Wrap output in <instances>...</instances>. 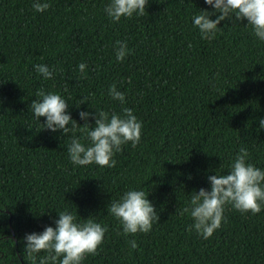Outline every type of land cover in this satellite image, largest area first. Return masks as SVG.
I'll return each instance as SVG.
<instances>
[{"label": "trees", "instance_id": "trees-1", "mask_svg": "<svg viewBox=\"0 0 264 264\" xmlns=\"http://www.w3.org/2000/svg\"><path fill=\"white\" fill-rule=\"evenodd\" d=\"M106 3L51 0L37 13L31 0H0V260L29 264L21 238L68 208L108 226L83 264H264V206L256 214L225 206L226 220L207 240L180 214L193 190L209 188L208 175L227 174L240 148L264 168V131L257 133L264 42L246 20L221 21L211 40L202 39L191 17L211 10L204 0H149L144 15L119 22L104 14ZM118 40L131 49L121 61ZM82 61L84 74L76 68ZM36 63L55 66L53 78L37 74ZM113 83L125 93L123 106L107 95ZM38 89L63 95L79 124L81 110L133 108L143 123L140 142L122 146L114 167L73 166L66 137L41 130L29 112ZM82 97H90V108L76 105ZM138 186L159 220L148 233L124 236L107 205Z\"/></svg>", "mask_w": 264, "mask_h": 264}, {"label": "clouds", "instance_id": "clouds-1", "mask_svg": "<svg viewBox=\"0 0 264 264\" xmlns=\"http://www.w3.org/2000/svg\"><path fill=\"white\" fill-rule=\"evenodd\" d=\"M149 0H107L103 7L104 14L113 22L122 18L142 16L146 12ZM209 8H199L193 13L191 23L202 39L211 40L221 28V21L246 20L251 34L258 42H264V0H204ZM51 0H31L32 9L39 13L48 10ZM212 17H215L214 19ZM114 49L115 59L123 60L131 53L127 42L118 40ZM34 71L44 80L53 78L55 66L45 63L32 65ZM79 73L84 74L87 63L76 65ZM107 95L122 106L126 103L125 93L118 90L115 83L108 86ZM36 99L29 107L31 116L42 125L41 130L59 132L66 137L67 157L73 166L114 167L115 155L122 151V146L131 144L133 148L142 136V121L134 114V109L122 107L121 112H108L102 108H90V97L79 99L77 106L88 102L92 111H79V118L85 123L79 124L68 111L69 102L59 92L38 89ZM44 117V121H40ZM94 124L89 123V118ZM257 133L264 131V117L258 118ZM80 133L77 135V133ZM222 167V165L220 166ZM227 174L217 171L208 175L209 188L193 190L180 214H187L192 223L190 230L207 240L226 220L225 206L241 213L256 214L264 206V168L258 167L248 158L243 147L231 158ZM5 207H0V216ZM107 213L120 226L124 236L136 233H148L159 220L154 204L148 199L143 187H129L118 199H111ZM54 225V226H53ZM108 226L93 219L81 218L75 211L64 208L57 212L52 224L45 225L42 231L25 233L21 238V255L29 264H83L87 255H95L102 244ZM2 237V233H0ZM132 249L137 248L135 239L128 241ZM19 262V261H18ZM0 264L3 261L0 260Z\"/></svg>", "mask_w": 264, "mask_h": 264}, {"label": "water", "instance_id": "water-1", "mask_svg": "<svg viewBox=\"0 0 264 264\" xmlns=\"http://www.w3.org/2000/svg\"><path fill=\"white\" fill-rule=\"evenodd\" d=\"M12 235L14 236V231H13V228H12Z\"/></svg>", "mask_w": 264, "mask_h": 264}]
</instances>
